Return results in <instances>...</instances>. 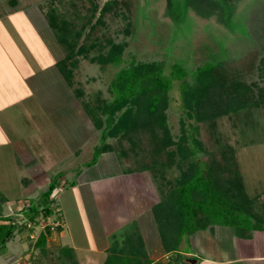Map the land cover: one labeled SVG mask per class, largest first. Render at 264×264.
Wrapping results in <instances>:
<instances>
[{
    "label": "rangeland",
    "instance_id": "rangeland-1",
    "mask_svg": "<svg viewBox=\"0 0 264 264\" xmlns=\"http://www.w3.org/2000/svg\"><path fill=\"white\" fill-rule=\"evenodd\" d=\"M49 14L58 23H70L74 32L82 31L78 48L91 47L86 56L66 62L70 84L58 68L68 53L49 25ZM115 47L123 51L122 65L103 66L100 61H94L107 57ZM211 61L221 65L228 91L232 89L234 93L236 85L241 91L247 90V96L261 105L264 0H0V99L5 96L6 102L0 105V203L3 197L8 200L2 205L1 216L23 219L22 209L30 206V202L36 204L41 193L48 190L47 179L50 181L61 172L73 180L76 167L91 161L95 148L101 146L106 128L107 116L100 109L104 103L113 101L110 84L119 71L129 69L132 63L152 62H167L168 71L178 62L196 70ZM6 76L10 78L9 86H3ZM11 81L17 87H11ZM171 96L167 124L177 143L183 136L178 88L173 89ZM19 97L22 98L9 103ZM121 113L116 114L112 130L119 126ZM97 122L102 123L101 129L97 128ZM209 124L198 125V138L204 149L225 168L219 175L230 180V170H226L229 163L231 171L241 176L245 191L253 200L249 205L253 213L251 223L264 228V104L223 114L215 123V131ZM125 132L120 130L117 135H110L106 144L111 150L104 155L109 163L96 164L89 175L107 176L110 167L105 169L106 165L122 174L146 169L158 158L171 161L168 152L175 147L156 156L147 140L143 139L141 145L133 144L132 140L142 138L139 132L132 131L127 138ZM17 155L24 157L23 168L17 166ZM230 156L233 159L228 161ZM40 170L43 172L39 173ZM163 170L166 172L162 177L161 171H154L161 178L157 181L148 172L153 179L151 188L143 189L160 200L163 191L171 187L167 182L174 185L182 174L177 164ZM80 176L76 178L78 184ZM77 188L69 195L76 203L74 209L80 221H77L79 228L72 224L71 233L80 242V232L82 242L93 245L95 251L76 254L87 264H103L99 247L112 243L104 238L106 218L102 215L110 210L112 196L105 197L110 199L109 203L93 195L84 185ZM58 191H54L56 200L61 196ZM55 216L48 222L41 219L39 226L34 227L32 238L26 231L16 234L13 242L24 246L19 252L12 249L13 257L23 260L28 255L40 256L42 251L33 247L45 226L52 227V223L61 226L62 221ZM3 223L7 222L0 219V224ZM57 227L52 230L55 234L52 239L58 238ZM126 231H131V227ZM198 234L201 238L198 245L186 238L181 242L184 247L180 245L183 252L195 257L187 256L189 264H264L263 259H258L264 256L263 231L254 232L253 241L242 240L233 229L222 226L216 228L215 235ZM63 249H51L50 261L48 252H44L38 264H71L65 257L70 255L68 250ZM7 252V248L0 246L1 254ZM160 261L166 263L168 259ZM22 264H33V261L24 259Z\"/></svg>",
    "mask_w": 264,
    "mask_h": 264
},
{
    "label": "trees",
    "instance_id": "trees-1",
    "mask_svg": "<svg viewBox=\"0 0 264 264\" xmlns=\"http://www.w3.org/2000/svg\"><path fill=\"white\" fill-rule=\"evenodd\" d=\"M48 17L49 25L56 32L58 42L68 53L64 61L58 63V68L70 84V71L66 62L73 57L86 56L91 47L78 48L82 31L74 32L70 23L65 21L58 23L51 14ZM122 52L120 47H115L107 57H100L94 61H100L103 66L109 64L120 66L124 63ZM76 63L77 61L71 65L75 66ZM170 68L168 71L167 62L132 63L129 69L119 71L110 84L113 101L104 103L100 109L103 115L107 116L101 146L95 148L91 161L84 165L96 166L101 157L111 150L106 144L110 135L115 136L120 130H126V138L132 131L139 132L142 138L139 137L136 142L132 140L133 144L141 145L143 139L147 140L154 147L152 153L156 156L165 149L175 147L168 152L171 161L163 162L158 158L151 162L153 165H147L146 169L141 170L152 173L156 181L161 178L154 175V171H161L162 177L166 172L163 169H172L173 164H177L182 170L174 185L167 182L171 187L163 191V198L152 210L168 261L166 263L151 261L142 236L133 229L125 234L122 242L116 240L105 264H189V259L180 249L184 238L190 239L200 232H210L214 235L216 228L222 226L233 229L240 239L251 240L254 232L264 230L251 223L253 213L249 205L253 200L246 193L241 176L233 169L231 171L232 165L229 163L226 170H230V180L224 179L222 174L219 175L218 173L225 168L222 169L221 162L204 149L197 136L200 123L210 122L209 127L215 131V123L223 114L262 107L264 89L261 90L260 105V102L252 100L253 97L247 96V90L241 91L242 89L236 85L233 87L234 93L232 89L228 91L221 65L216 62H206L196 70L179 62ZM174 88H178L180 93V111L183 115L181 119L183 136L177 143L170 134L166 115L173 100L171 92ZM120 112L122 113L119 115V126L112 130L116 114ZM97 128L101 129L102 123L97 122ZM206 157L207 161L204 160ZM225 159L224 156V162ZM228 159L232 160L233 156ZM81 167L75 169L73 180H67L66 173L61 172L53 177L48 190L41 193L38 202L36 204L30 202V206L22 209L23 219L3 218L2 205L8 200L4 197L1 199L0 219L7 222L0 224L1 249L6 248L18 233L26 231L32 238L34 227L39 226L40 220L48 222L57 213L54 191L60 189L58 191L60 193L63 188L75 186L76 178L82 171ZM61 231L62 229L57 227L55 232ZM53 233L50 226H45L35 247L41 249L43 253L46 252V243Z\"/></svg>",
    "mask_w": 264,
    "mask_h": 264
},
{
    "label": "crops",
    "instance_id": "crops-1",
    "mask_svg": "<svg viewBox=\"0 0 264 264\" xmlns=\"http://www.w3.org/2000/svg\"><path fill=\"white\" fill-rule=\"evenodd\" d=\"M3 81H1V84L4 83L3 86L6 84L8 86L10 85V78H8L7 76H6V79ZM11 83H12L11 87L13 86L17 87L16 82L11 81ZM18 90L19 89H17V91ZM4 98L0 99V105L6 103ZM20 98L22 97L16 98L15 100L9 103L16 102ZM17 157L19 158V159H16L17 166L19 167L21 166V168H23L25 165L24 157L22 158L19 155H17ZM21 159L24 162V164L22 163ZM101 162L102 164H104L103 162L109 163V161L107 160V155L106 157L105 156L101 157V160L99 161V165ZM81 166L82 165L76 167V169ZM107 166L110 167V171L107 172L106 174L107 176L105 177H100L99 175H96V176L89 175L91 174V172H93L96 166L94 167L82 166L81 170H82L83 175L80 176L81 177L80 184L77 183L75 186H70L65 189L63 188V191L59 193L61 194V196L57 197L58 198L57 199V213L55 217H57L59 221L60 220L62 221L61 226H59L62 229V231L57 236L58 237L57 239H52L53 236L55 235L53 233V236L49 238L46 243L47 245H46L45 251L48 252L47 256H49V261L52 259L50 252H53V251H51V249H55V248H61V249L64 248L63 250H65V252L66 250H68L67 253H69L70 255L65 256V257L69 258V262H71V264H87V261H85L83 257L80 258L76 254L78 251H81L83 253H89V251H95V247L93 245L90 246L89 243L86 244L85 242H82V239H81L82 234L79 231H78L79 235L81 236V237L79 236L80 242L75 241V237L71 233V229L74 231V229L72 228L73 227L72 224H74L77 228L78 227L77 221L78 220L80 221V219L77 218L78 215L75 213L74 206H76V203L75 201H73V197L69 195V193L73 191L76 192V190L78 189L77 187H79V185H84V188L86 189L89 188L93 195H99L101 198H104V200L105 201L107 200L109 203H110V199L105 198V197L112 196L113 202L111 201L109 205L110 210L107 209L108 207H106L107 211L105 214L102 215L103 218H106V223L103 221L104 238H106L107 241L111 240V243H112L110 245L109 243H106L104 246L99 247L100 249L99 253L101 254V258L103 262L105 261L106 263L111 253V249L113 245H115L116 240L119 241L123 239L125 234L129 232V231H126L128 227H131V230L136 229L140 233V235L142 236L143 242L145 244L146 252L151 261L158 262L165 257L168 258V255L165 253V250L162 246L161 237H160L157 224L155 222V219L152 213L153 208L160 202V198L159 196L157 197V196L151 195V193L147 194L143 190L146 187L147 189H149L150 183L153 180L152 177H149V173L146 171L145 172L130 171L128 173L118 174L117 172L114 171V169H112L113 166L106 165L105 169H107ZM40 172H43V171L40 170L39 173ZM115 173L117 174V176L113 175ZM31 174L33 175V177L35 176V174H33L32 172ZM66 176L68 180H70V177L68 175ZM47 180H48V183L51 181V179L50 181L49 179ZM60 198H61V201L59 203ZM65 198L68 200V201L66 200L67 205L71 207L69 210H67L66 208ZM115 201H116V204H114ZM102 206L103 204H101V207ZM118 206H123V208L120 209ZM111 224H113L114 226H111ZM115 225H117L118 227H116ZM134 226L136 227L133 228ZM121 229H123L124 233L123 234L121 233L119 235V232L121 231ZM261 231L264 232V230H261ZM199 235L200 234L198 233L195 234V237L193 235L190 238V242L192 243L193 241H195V243L198 245L201 242V238ZM254 239L255 238L253 236V239L249 241H253ZM20 244L21 243H17L15 241L9 242L6 246L8 252L0 254V264H22L24 263V259L32 260L33 264H38L39 258H43L41 257L43 252L42 253L40 252V256L35 255V254L25 256L23 260L22 258H19V256L13 257L12 249H16L17 252L23 250L24 245L22 246ZM181 246L184 247V243ZM33 249H37L35 245ZM181 253L185 256H193L190 254H186L182 250H181ZM68 258H66V260ZM258 259L264 260V256H261Z\"/></svg>",
    "mask_w": 264,
    "mask_h": 264
},
{
    "label": "built area",
    "instance_id": "built-area-1",
    "mask_svg": "<svg viewBox=\"0 0 264 264\" xmlns=\"http://www.w3.org/2000/svg\"><path fill=\"white\" fill-rule=\"evenodd\" d=\"M58 225H59V223H56V224H55V223H52V224H51V226H52L51 229L54 230L55 227H57Z\"/></svg>",
    "mask_w": 264,
    "mask_h": 264
}]
</instances>
